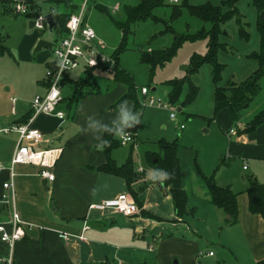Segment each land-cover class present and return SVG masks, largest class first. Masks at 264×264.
<instances>
[{
	"label": "crops",
	"instance_id": "crops-1",
	"mask_svg": "<svg viewBox=\"0 0 264 264\" xmlns=\"http://www.w3.org/2000/svg\"><path fill=\"white\" fill-rule=\"evenodd\" d=\"M1 5L4 13H12L5 2ZM25 17L28 27L33 28L32 24L29 25L30 18ZM40 39L51 43L43 33L37 32L24 36L19 49L15 46L18 60H28L30 64L33 61L34 66L43 65L44 73L39 77L37 70L31 69L26 85L6 86L0 90V129L25 123L31 114V99L47 90L45 70L52 59L49 48L34 50ZM41 50L46 52H40L36 59L30 55ZM0 51L11 55L10 49L1 45ZM80 67L84 69L82 77L72 79L69 73ZM108 71L110 78L101 83L92 74V68L88 70L79 64L69 70L61 80L60 100L56 106L63 112V117L37 114L29 123L43 135L40 148L61 146L62 149L48 169L53 174L51 180L38 174V166H13V207L19 219L30 225L23 226L24 234L14 244L11 264H264V224L259 214L248 211L245 193L250 180L263 184L264 180L254 175L247 178L245 187L231 189L227 185L236 193L237 216L236 221L230 224L229 217L226 218L228 215L210 203L201 173H194L192 167L185 170L179 146L177 157L182 172L181 187L186 195L182 215H176L168 187L148 178L149 169L143 162V154L154 151L148 149L143 151L139 165L132 164L134 172L141 176L135 186L145 185L138 194V203L133 200L138 212L123 215L112 210L89 208L90 204L120 193L130 196L123 178L96 169L105 162L103 151L96 150V141L91 133L81 132L90 115L95 114L105 122H110L116 115L120 103L117 100L125 93L126 86L114 81L113 71ZM259 97V104L250 110L243 124L239 123L240 115L236 121L229 117L231 126L237 125L233 133H227L231 128L229 124L220 126V130L227 138L232 136L234 139L229 141L228 153L230 149H236L232 151L240 154L241 160L264 164V117L252 131L243 130L250 117L264 108V96ZM125 100L133 105L131 99ZM221 110L227 111L225 108ZM184 129L185 126L179 130ZM129 131L134 142L136 128ZM15 141V133L0 132L1 164L9 161ZM127 145L133 146L131 143L118 144ZM115 148L111 150L110 158L116 165H121L129 155L117 161V156L112 153ZM154 152H158V147ZM243 166L241 169L247 170ZM7 178L8 173L3 169L0 172V195L4 192L2 182ZM7 212V207L0 202V221H6ZM5 251V245L0 241V255Z\"/></svg>",
	"mask_w": 264,
	"mask_h": 264
},
{
	"label": "rangeland",
	"instance_id": "rangeland-1",
	"mask_svg": "<svg viewBox=\"0 0 264 264\" xmlns=\"http://www.w3.org/2000/svg\"><path fill=\"white\" fill-rule=\"evenodd\" d=\"M163 1L164 5L152 10L154 18H147L132 26V32L125 36V49L118 55V67L132 76L138 110L141 111L142 116L141 124L136 127L133 146H116L112 153L117 156V161H122L129 155L132 164L139 165L145 149L157 150V140H175L186 171L188 167H192L194 173L197 174L199 171L205 177L212 176L215 183L229 185L231 189L245 187L247 178L254 175L264 180L263 163L243 159L242 161L240 154L232 151H237L236 149H230V155H227L229 141L233 142L234 139L232 136L227 138L220 130V126H228V124L229 127L231 126L227 111L221 110L217 113L213 111L214 86L211 81V65L208 62L201 63L195 72L188 75V80L184 79L191 56L203 55L206 50V37L191 38L190 36L200 28L208 29L209 24L190 16L185 8H181L180 14L170 20V5L175 3ZM221 1L186 0L192 5L205 2L218 5ZM31 2L38 4L41 13H47L51 8L58 11L65 9L62 3H55L53 0H31ZM80 2L81 0H72L71 3L75 4V7H68L67 10L75 13ZM135 2L136 0H87L83 19L94 30L100 44L99 50L106 57L110 56L112 50L118 45L120 33L108 15L96 8H104L114 20L121 21L124 16L122 5ZM179 2L181 0H178ZM115 4L118 6L112 9ZM235 6L242 16V21L246 23L247 37L239 36L234 16L227 17L220 25L221 32L217 36L219 47L215 53V60L222 65L220 79L217 82L220 86L229 80L240 82L256 68V64L247 58V55L258 50L255 10L250 0H237ZM6 7H8L7 4ZM221 10L224 11L225 7L221 6ZM167 25L170 26V30H164ZM37 32L43 33L44 38L50 41L55 37L54 32L48 31L47 28L42 30L29 28L28 19L23 15L4 13L0 2V45L10 49L11 52L10 55L8 52L0 51V90H4L6 86L26 85L28 78L31 77V73L28 72L31 69L37 70V76L43 75V65L42 67L34 66L33 61L30 64L28 60H18L15 51V46L19 49V43L24 36L29 34L31 36ZM174 34L185 36L174 54L162 64L155 65L151 72L148 71V66L139 60L141 53L156 52L169 47ZM40 52H46V50L31 52L30 55L36 59L40 56ZM48 52L51 56L50 49ZM105 68L102 66L92 68V74L98 82L105 83L110 78L109 68ZM83 70L80 67L69 74L72 79H78L82 77ZM172 80H182L177 99L172 106L176 108V121L184 124V130H179L177 124L168 119L167 108L156 109L145 106L148 97L153 98L155 102L167 103L169 86L166 83ZM191 85L195 86L196 93L192 99H189ZM141 86L147 88L146 95L139 93ZM259 96H264V90H261L248 107L240 112L239 123L243 124L250 110L259 104L257 103ZM242 164L247 167V170L241 169ZM130 185L132 189H135V183Z\"/></svg>",
	"mask_w": 264,
	"mask_h": 264
},
{
	"label": "trees",
	"instance_id": "trees-1",
	"mask_svg": "<svg viewBox=\"0 0 264 264\" xmlns=\"http://www.w3.org/2000/svg\"><path fill=\"white\" fill-rule=\"evenodd\" d=\"M31 2V0H29ZM55 3H62L65 7L64 11L50 9L48 13L51 14L54 25L52 30L55 34L61 35L65 32V22L70 12L68 7H75L71 3L72 0H53ZM237 0H222L220 4L214 5L205 2L199 5L188 4L186 0L170 5V20L175 19L180 14V9L185 8L190 16L200 19L202 22L209 24L208 29L200 28L196 33L191 35V38L206 37V50L203 55L191 56L189 65L187 67L186 76L184 79L188 80V75L195 72L201 63L208 62L211 65V81L213 83V111L217 113L219 110L225 108L232 121H236L240 112L248 106L250 101L261 91L264 90V0H250L251 5L255 10V26L258 33V50L247 55V58L256 64V68L251 71L242 81L234 82L227 81L223 86L217 85L220 79L222 65L215 60V53L219 47L217 36L221 32L220 25L225 22L227 17L234 16L237 31L240 37L246 38L245 22L242 21V16L239 14L235 2ZM2 2V1H1ZM164 5L163 0H136L134 4L122 5L123 20L116 21L111 14L107 13L104 8H96L108 15L120 33V40L118 45L112 50L110 57L113 61L110 71L113 73L114 81L121 82L126 86L125 93L117 100V103L131 99L135 109L139 108L138 101L134 93V83L132 76L124 69L118 67L117 59L119 53L125 49V36L132 32V26L138 22L144 21L147 18H154L152 10L158 6ZM221 6L225 10H221ZM36 7L39 9L38 4ZM170 26L164 30H170ZM172 31V30H171ZM185 36L173 35L172 43L169 47L156 52H143L139 58L140 62L148 66V71L151 72L153 67L157 64H162L167 61L178 47ZM102 65V68H105ZM94 68V67H91ZM91 68H88L91 69ZM182 81V80H181ZM180 80L168 81L169 86L167 93V103L172 104L177 99L180 85ZM196 93L195 86L191 85L189 90V99H192ZM264 108L254 114L243 128L244 131H252L263 122ZM105 138L109 140L110 147L103 150L105 156L104 164L96 169L105 173L120 176L124 179L127 192L130 194L135 203H138V194L144 188V184L131 188L132 183H135L141 176L136 174L133 170L130 158H126L121 165H116L110 158V152L113 148L118 146L115 136L106 135ZM158 152L145 151L143 154V162L148 169L157 168L164 169L170 173H174V179L165 182L164 186L168 187L171 196L173 207L176 215H182L186 201V195L181 187L182 172L179 168L177 149L178 144L175 140L166 141L159 139L156 141ZM199 174L200 172L197 171ZM206 189L209 194L210 203L217 208L222 209L229 217L228 223L232 224L236 221V193H234L227 185H218L212 179V176L205 177L200 174ZM247 196V208L252 214H259L264 224V184L255 180H250L245 189Z\"/></svg>",
	"mask_w": 264,
	"mask_h": 264
},
{
	"label": "built area",
	"instance_id": "built-area-1",
	"mask_svg": "<svg viewBox=\"0 0 264 264\" xmlns=\"http://www.w3.org/2000/svg\"><path fill=\"white\" fill-rule=\"evenodd\" d=\"M5 2L9 10L15 15L27 16L32 20V27L42 30L47 28L44 14L36 7V3L29 0H0ZM168 2L178 3V0H167ZM87 0H81L75 13H70L65 22V32L61 35L54 34L55 37L50 43L51 65L45 70L47 80V90L41 96H34L30 101L31 114L27 121L22 124H13L0 129V132H13L16 134V141L11 152L9 161L3 165L0 163V172L5 169L8 173L7 180L2 182L4 192L0 195V202L8 209V218L6 221H0V241L5 245V253L0 255V264H11L14 244L22 238L24 225L13 207L14 190L12 185L15 172V164H32L40 167L38 174L51 180L53 174L48 169L51 168L61 153V146L40 148L43 141V135L39 130L30 126V122L37 114L55 115L59 119L63 117V112L56 109L60 100V85L63 77L69 70L82 64L85 68H91L102 65H109L105 69H110L112 59L106 57L99 50V43L94 30L83 19V13ZM117 6H113L112 9ZM95 61L93 65L92 62ZM147 88L141 86L139 93L146 95ZM145 106L155 108H167L168 118L175 122L179 129L184 127L183 123L176 121V108L169 103L155 102L153 98L148 97ZM237 125L231 126L227 133H233ZM119 145L128 143L134 144L133 137L130 135L126 141L117 137ZM245 166H243L244 168ZM141 171V168H138ZM89 208L97 210H112L123 215H131L138 212V208L133 199L127 193H120L116 196L103 200L97 204H90ZM65 238V235H61ZM81 238V236H78ZM208 254H211L209 251Z\"/></svg>",
	"mask_w": 264,
	"mask_h": 264
},
{
	"label": "clouds",
	"instance_id": "clouds-1",
	"mask_svg": "<svg viewBox=\"0 0 264 264\" xmlns=\"http://www.w3.org/2000/svg\"><path fill=\"white\" fill-rule=\"evenodd\" d=\"M95 64V61L92 62ZM142 113L135 109L134 105L128 100H123L117 106L115 117L110 122L98 119L95 114L87 117L85 125L81 127L84 134L91 133L96 141L95 148L97 151H103L110 147V141L105 138L111 135L120 138L123 141L129 139L131 133L129 130L136 128L141 124ZM148 178L153 183L164 186L165 182L174 179V173L164 169L152 168L148 170Z\"/></svg>",
	"mask_w": 264,
	"mask_h": 264
},
{
	"label": "water",
	"instance_id": "water-1",
	"mask_svg": "<svg viewBox=\"0 0 264 264\" xmlns=\"http://www.w3.org/2000/svg\"><path fill=\"white\" fill-rule=\"evenodd\" d=\"M43 17H44L48 31H51L52 27L54 25V20H53L51 14L47 12L44 14ZM31 24H32V20L29 22V25H31ZM49 47H50V42L40 39L35 44L34 50H38L40 48H49ZM226 218H228V216H226Z\"/></svg>",
	"mask_w": 264,
	"mask_h": 264
}]
</instances>
